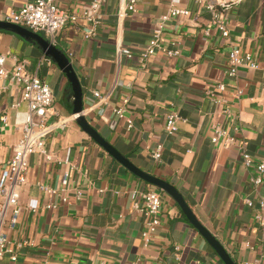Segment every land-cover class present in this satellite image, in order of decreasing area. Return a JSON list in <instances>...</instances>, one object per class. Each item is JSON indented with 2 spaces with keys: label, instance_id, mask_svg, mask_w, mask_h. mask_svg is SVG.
<instances>
[{
  "label": "crops",
  "instance_id": "crops-1",
  "mask_svg": "<svg viewBox=\"0 0 264 264\" xmlns=\"http://www.w3.org/2000/svg\"><path fill=\"white\" fill-rule=\"evenodd\" d=\"M28 1L0 0V21ZM91 2L57 0L68 13ZM215 2L228 16L229 40L216 30L204 32L212 15L194 0H141L138 11L123 20L117 15L122 0H107L95 37L85 38L87 26L81 21L66 25L53 45L71 60L82 86L84 113L101 136L139 169L175 186L237 264H264V236L254 219L264 182L257 187L252 182L256 165L264 161V0ZM173 6L190 12L170 16L164 24L162 45L179 50V56L169 58L160 52L143 62L140 52ZM230 43L252 53L260 69L243 67L229 79ZM124 48L132 58L122 53ZM0 56L6 58L7 70L25 62L29 72L46 81L56 114L50 122L66 121L46 139V150L57 161H48L41 153L28 159L18 223L14 229L4 227L11 243L28 244L18 251L17 261L5 256L0 264H224L172 197L137 178L80 128L67 77L37 45L0 31ZM220 83L226 85L225 91L217 88ZM94 92L105 101L96 99ZM127 97L132 128L114 114ZM19 102L17 86L0 78V177L28 114L25 104L15 107ZM171 111L184 120L174 135L165 130ZM219 128L235 142L213 144L214 130ZM158 147L161 158L155 160ZM244 154L252 166L244 164ZM65 182L69 204L38 187L41 183L60 188ZM135 190L161 194V225L149 243L142 236L146 219L133 210ZM246 199L255 207H249ZM50 204L56 207L47 209Z\"/></svg>",
  "mask_w": 264,
  "mask_h": 264
},
{
  "label": "built area",
  "instance_id": "built-area-1",
  "mask_svg": "<svg viewBox=\"0 0 264 264\" xmlns=\"http://www.w3.org/2000/svg\"><path fill=\"white\" fill-rule=\"evenodd\" d=\"M107 0H92L90 4L81 8L75 13H68L59 8L57 0H30L18 12H11L4 18V22L16 24L25 27L35 33H44L52 44H55L56 36L68 24H77L85 22L87 26L86 39L95 37L101 27L103 20L102 9ZM141 0H122L117 15L120 20L125 19L131 14L138 11V6ZM197 4L205 7L212 15L211 21L204 32L209 35L216 30L222 38L230 39L231 32L229 28L228 16L218 7L215 0H194ZM226 6V5H224ZM188 10L179 9L176 6L170 11V14L162 17L158 26L154 31L152 38L149 40L147 47L140 52V59L145 62L160 52L164 53L169 58L179 56V50H169L162 45V34L164 24L170 19V16H188ZM228 53V65L226 75L229 79L236 78L239 70L243 67L251 70L260 69V64L252 53L243 52L240 47L230 43ZM128 58L133 57V53L128 49L121 50ZM6 58L0 56V78H9L15 84L20 92V102L15 104V107L25 104L28 114L22 126L21 138L14 147L13 156L7 161L5 168L2 170L0 177V260L5 256H9L12 261H17L18 251L21 250L28 242L11 243L7 234L4 232V227L7 225L10 229L18 223L19 214L22 208L19 206L20 191L27 183V175L29 170L28 159L33 154L41 153L48 161L54 162V156L46 150V139L48 135L57 127H63L66 121H58L51 123L50 119L55 116L53 111L54 95L50 85L41 79L38 75L27 70L25 62L16 63L9 71L5 68ZM217 88L220 91L226 90V85L218 84ZM211 94L210 91L207 92ZM237 96L241 92H237ZM94 96L99 101H105L99 92H94ZM129 98H125L123 106L114 109V114L120 119L125 120L128 128H132L133 121L127 117L125 105ZM184 121L176 112H170L167 115L165 130L167 134L174 135L179 130V123ZM4 124L8 123L7 116L2 117ZM223 142L225 145L235 142L227 130L219 128L214 130L212 137L213 144ZM162 148L158 147L154 154L155 160H160ZM244 164L248 167L252 166L253 162L249 155L244 154ZM65 165H70L68 162ZM256 176L252 179L253 184L257 187L264 182V161L256 165ZM38 187L45 194L58 198L61 204H69V189L66 182L60 188H53L45 184H38ZM134 199L133 210L143 215L146 219V229L143 232V239L146 243L151 242L153 236L158 231L161 225V209L162 198L161 194L155 190L146 192L133 191ZM78 198L81 193L77 194ZM140 199V201H138ZM245 203L249 207H255V202L251 199H246ZM56 205H47V209L55 208ZM255 221L262 230L264 236V197L256 201ZM35 212V210H32ZM179 251V248H177ZM241 264H263L262 261L243 262Z\"/></svg>",
  "mask_w": 264,
  "mask_h": 264
},
{
  "label": "water",
  "instance_id": "water-1",
  "mask_svg": "<svg viewBox=\"0 0 264 264\" xmlns=\"http://www.w3.org/2000/svg\"><path fill=\"white\" fill-rule=\"evenodd\" d=\"M232 6L233 5L227 6V9L231 8ZM0 31L11 32L26 40L27 42L37 45L39 49L44 53V55L47 58L51 59L67 77V80L72 87L74 96L73 116L80 128L133 175H135L145 183L152 185L161 191H164L170 197H172L174 201L179 205L190 224L194 226V228L203 236V238H205V240L214 249L220 259L224 262V264H237L221 244V242L201 224V222L198 220L194 212L187 204L183 195L177 190L175 186L165 180L157 178L139 169L129 160V158L120 153L117 148H115L109 141L102 137L98 130H96L89 123L84 113L82 86L77 74L74 71L71 60L63 51L55 47L42 35L16 24L0 21Z\"/></svg>",
  "mask_w": 264,
  "mask_h": 264
}]
</instances>
